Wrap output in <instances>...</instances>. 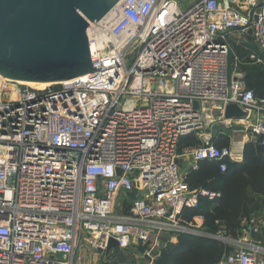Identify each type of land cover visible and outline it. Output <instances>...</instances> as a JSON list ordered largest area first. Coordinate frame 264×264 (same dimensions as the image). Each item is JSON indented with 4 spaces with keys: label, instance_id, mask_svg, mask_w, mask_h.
I'll list each match as a JSON object with an SVG mask.
<instances>
[{
    "label": "built area",
    "instance_id": "obj_1",
    "mask_svg": "<svg viewBox=\"0 0 264 264\" xmlns=\"http://www.w3.org/2000/svg\"><path fill=\"white\" fill-rule=\"evenodd\" d=\"M236 4L119 0L89 23L99 71L45 88L0 82V264H75L88 237L106 253L111 237L122 250L149 246L154 261L180 234H200L183 223L184 208L220 194L190 188L181 137L209 121V103L220 121L229 103L247 111L245 120L264 114V98L233 76L231 59L238 32L253 39L247 58L263 61L264 7ZM260 136L264 147V118L248 140ZM192 156L224 171L226 161L243 160V146L208 139ZM225 240L238 244L216 264H264L261 241Z\"/></svg>",
    "mask_w": 264,
    "mask_h": 264
},
{
    "label": "water",
    "instance_id": "obj_2",
    "mask_svg": "<svg viewBox=\"0 0 264 264\" xmlns=\"http://www.w3.org/2000/svg\"><path fill=\"white\" fill-rule=\"evenodd\" d=\"M118 2L0 0V74L15 80L55 82L99 71L91 57L89 23L102 19ZM194 107L200 108L197 101ZM247 115L236 103L226 105V119ZM113 247H118V241L111 237L107 250Z\"/></svg>",
    "mask_w": 264,
    "mask_h": 264
},
{
    "label": "trees",
    "instance_id": "obj_3",
    "mask_svg": "<svg viewBox=\"0 0 264 264\" xmlns=\"http://www.w3.org/2000/svg\"><path fill=\"white\" fill-rule=\"evenodd\" d=\"M255 51V50H254ZM263 64H250L249 53L233 46L232 59L239 58L246 65L242 81L256 97L264 98V52L256 50ZM257 141L249 140L243 148V160L226 161L227 168L222 171L220 161L200 160L196 168L186 172V181L190 188L208 189L219 193L214 200L199 197L196 207H186L181 215L184 224L202 225L219 232L225 238H240L243 231L242 221L250 216L255 206L264 207V147ZM231 138L220 128L213 135L212 143L219 147L229 146ZM200 140L194 133L180 139L179 154L188 148L199 145ZM258 196V197H257ZM260 198V199H259ZM233 247L224 239L213 236L183 233L175 244H169L161 251L156 264H216Z\"/></svg>",
    "mask_w": 264,
    "mask_h": 264
},
{
    "label": "rangeland",
    "instance_id": "obj_4",
    "mask_svg": "<svg viewBox=\"0 0 264 264\" xmlns=\"http://www.w3.org/2000/svg\"><path fill=\"white\" fill-rule=\"evenodd\" d=\"M239 4H236V6H238V8L242 11H247L248 9L250 10L251 8L254 7H264V0H238ZM179 2V6L181 8H184L185 5L188 3V0H178ZM249 2V4H247ZM246 3V4H245ZM254 62V61H253ZM256 62V61H255ZM254 62V63H255ZM241 64H239L240 66ZM246 65V64H245ZM239 72V69L237 66L232 65V74L235 77V73ZM237 72V73H238ZM4 77L0 76V82L3 81ZM8 80V79H6ZM11 81V80H8ZM14 81H11V83H13ZM10 83V82H9ZM14 84H18V83H14ZM215 103H209L206 105V108L210 107V110L207 114L209 121L205 122L203 124V127L200 128V130H196L194 132L201 134V136H197L200 137V144L205 143V141H207L208 139L213 138V135H215L217 133V131L222 128L224 130L225 133H227L229 135V137L231 138V141H234L235 146L240 147L241 146V142L244 135L245 134H249V138L251 137V133L250 131L246 130V122L247 120L243 121L240 119H226V120H219L217 119V108H216ZM205 119V118H204ZM211 120H214L213 122H210ZM223 121V122H222ZM245 123V124H244ZM196 135V134H195ZM198 146V145H197ZM196 146V147H197ZM193 159L192 154H190V152H187L186 156L182 157V161L180 162V167L182 169V171H187L186 169V163L190 162ZM185 160L186 163L183 161ZM263 212L260 214V216L258 217L259 219L256 221L258 224L264 223V215H262ZM263 217V218H262ZM198 229V231L200 232L199 235L201 236H213V237H217L220 239H225L224 235L222 233L219 232H214L210 227L208 226H202L200 225L199 227H196ZM247 231L250 232V229L248 228ZM251 233V232H250ZM253 233V232H252ZM251 233V235H253ZM166 235V234H164ZM161 236V239L164 241L165 239H167V236ZM252 238H256V237H252ZM239 240V238H237ZM230 241V240H229ZM229 243V242H228ZM233 248H236L237 246V242L231 241L229 243ZM150 247L143 245V244H138V245H132L131 248L128 249V256H121L119 255L122 252V249H115V252L117 251L118 254V261H122L123 262H128V263H132V261L134 260V257H132V254L134 253V255L138 252H146ZM165 248V247H164ZM158 249V248H157ZM163 249V248H162ZM78 255H80L82 257V260L80 262V264H116L115 261V257L109 256L107 255L106 252L102 251V250H98L96 248H94L91 245V240L90 237H88V240H86L84 243H82V245L79 247L78 249ZM81 253V254H80ZM126 257V258H125Z\"/></svg>",
    "mask_w": 264,
    "mask_h": 264
},
{
    "label": "crops",
    "instance_id": "obj_5",
    "mask_svg": "<svg viewBox=\"0 0 264 264\" xmlns=\"http://www.w3.org/2000/svg\"><path fill=\"white\" fill-rule=\"evenodd\" d=\"M233 40H234V46L240 47L241 51H243L242 55L245 52L246 53L248 52L250 54L251 52H253L255 50V46H254L253 41H252L253 39H252V37L249 34H241V33L235 32L233 34ZM247 56L244 55V56H242L241 59H245ZM234 64H235V58L232 59V65H234ZM250 64L261 65V64H263V61L262 62H255V63L253 62V63H250ZM250 64H246V65H250ZM246 65H244L242 63L240 66H237L238 69H239V72L237 70L238 73L237 72L235 73V78H240L241 80L243 79V77L245 76V73H246V69H245V67H247ZM263 118H264V114L258 113L257 115L255 114L253 116V118L248 119L247 121H245V119L244 120L240 119V120H243V121L246 122V124L244 123L245 126H246L245 128H246L247 131L249 130L250 133H251L252 125H254L258 119H263ZM248 136H249L248 133L245 134L243 139H242V141H240L241 142V147L243 146V148H244L245 143L247 141H249L248 140L249 139ZM197 138L200 140V137H197ZM232 143H234V141L230 142V144H232ZM195 147L196 146L186 149L184 151V153H182L180 155H182V157L186 156L187 152H190V154H192V150ZM182 157L180 159V162L182 161ZM183 161L186 163L185 160H183ZM237 162H241V161H237ZM197 164L198 163H195L194 160L192 159L190 162L186 163V169L185 170L188 171L191 168H196ZM187 171H184V172H187ZM262 212H263L262 215H264V207H263V205L259 204L258 206H255L253 208V211H252V213L250 214L249 217L243 219V221L245 219H246V221L245 222L242 221L243 231H242L241 237L239 238L242 242L251 239V240H255V241H261L264 244V223L258 224L256 222L259 219L258 217L260 216V214ZM251 220H253L254 222H250ZM263 220H264V218H263ZM251 224L253 226L255 225V226L259 227V230H260L259 233L253 234V235H250L249 233L247 234V229L250 227ZM252 237H256V238H252ZM177 241H178V239L175 240L174 243L172 242L171 244H175V243H177ZM115 249H120V248H118V247L111 248V250L107 251V253H108L107 255L115 257V261H116V264H117L120 261H118V259H117L118 254H117V251L115 252ZM119 255L128 256V250H122V252ZM160 255H161V253H160ZM132 257H134V260L132 261V263H128L127 262L128 264H156V259L154 261H152V259L149 256H145V252H141V251L138 252L137 251V253L135 255H134V253L132 254ZM81 260H82V257L80 255H78V253H76L75 264H80Z\"/></svg>",
    "mask_w": 264,
    "mask_h": 264
},
{
    "label": "bare ground",
    "instance_id": "obj_6",
    "mask_svg": "<svg viewBox=\"0 0 264 264\" xmlns=\"http://www.w3.org/2000/svg\"><path fill=\"white\" fill-rule=\"evenodd\" d=\"M0 76L4 77L1 74H0ZM4 78L11 80V81H14V82L18 83L19 85H26V86H30V87H34V88H45L49 85L58 83L56 81L55 82L54 81H29V80H15V79L7 78V77H4Z\"/></svg>",
    "mask_w": 264,
    "mask_h": 264
}]
</instances>
